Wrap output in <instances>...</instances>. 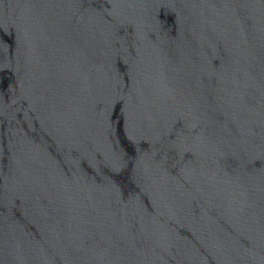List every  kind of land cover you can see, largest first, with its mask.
Listing matches in <instances>:
<instances>
[{
	"label": "water",
	"instance_id": "1",
	"mask_svg": "<svg viewBox=\"0 0 264 264\" xmlns=\"http://www.w3.org/2000/svg\"><path fill=\"white\" fill-rule=\"evenodd\" d=\"M0 264H264V0H0Z\"/></svg>",
	"mask_w": 264,
	"mask_h": 264
}]
</instances>
